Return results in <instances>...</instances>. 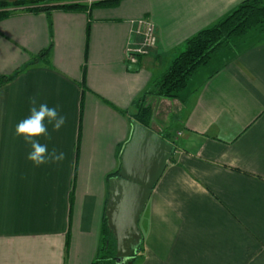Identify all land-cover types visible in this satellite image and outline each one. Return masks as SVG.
<instances>
[{"label": "crops", "instance_id": "obj_1", "mask_svg": "<svg viewBox=\"0 0 264 264\" xmlns=\"http://www.w3.org/2000/svg\"><path fill=\"white\" fill-rule=\"evenodd\" d=\"M0 1L26 2L0 19V78L11 77L0 85V264H91L138 99L189 37L243 0H117L76 11ZM142 19L157 42L132 62ZM210 64L179 97L150 98L152 128L169 129L175 150L141 215L133 264H264V42ZM31 96L66 117L40 138L65 154L60 163L36 167L14 135Z\"/></svg>", "mask_w": 264, "mask_h": 264}, {"label": "trees", "instance_id": "obj_2", "mask_svg": "<svg viewBox=\"0 0 264 264\" xmlns=\"http://www.w3.org/2000/svg\"><path fill=\"white\" fill-rule=\"evenodd\" d=\"M115 1L117 0H97L89 6L81 0H64L53 5H39L40 1L34 0L31 2L33 5L27 8L31 11H49L53 8L76 11L91 9L99 4H114ZM25 4V1H0V19L8 17L14 10ZM261 42H264V0H243L224 17L199 30L185 41L183 50L175 56L162 77L138 99L135 119L144 126L152 128L156 119V110L149 102L150 98L174 99L179 97L186 88L190 77L200 66L210 63L221 52H225L227 55H236V50L240 51ZM49 52V48L42 51L37 59L47 56ZM10 78L9 76L1 77L0 85ZM160 134L165 140L173 142V136L169 129L165 128ZM120 166L121 163L110 176L117 175ZM142 246L143 239L138 246V252L126 259L125 264H133L137 254L142 251ZM116 255L117 239L105 213L98 253L91 264H117Z\"/></svg>", "mask_w": 264, "mask_h": 264}, {"label": "water", "instance_id": "obj_3", "mask_svg": "<svg viewBox=\"0 0 264 264\" xmlns=\"http://www.w3.org/2000/svg\"><path fill=\"white\" fill-rule=\"evenodd\" d=\"M175 150L172 142L152 128L133 122L117 175L109 179L107 217L117 239V264L138 252L139 222L152 191Z\"/></svg>", "mask_w": 264, "mask_h": 264}, {"label": "clouds", "instance_id": "obj_4", "mask_svg": "<svg viewBox=\"0 0 264 264\" xmlns=\"http://www.w3.org/2000/svg\"><path fill=\"white\" fill-rule=\"evenodd\" d=\"M28 99L31 105L29 115L15 125L14 135L30 145L27 159L36 167L62 162L65 154L55 148L49 150L47 144L40 142V138L50 139L48 126H52V131H59L65 125L66 117L60 114L58 106L49 107L47 103H38L36 96Z\"/></svg>", "mask_w": 264, "mask_h": 264}, {"label": "built area", "instance_id": "obj_5", "mask_svg": "<svg viewBox=\"0 0 264 264\" xmlns=\"http://www.w3.org/2000/svg\"><path fill=\"white\" fill-rule=\"evenodd\" d=\"M91 6L97 0H81ZM137 33L140 36L139 43L135 46H129L127 49V58L136 62L138 56L148 54L156 46L157 35L155 24L147 19H142L137 25Z\"/></svg>", "mask_w": 264, "mask_h": 264}, {"label": "rangeland", "instance_id": "obj_6", "mask_svg": "<svg viewBox=\"0 0 264 264\" xmlns=\"http://www.w3.org/2000/svg\"><path fill=\"white\" fill-rule=\"evenodd\" d=\"M156 28V27H155ZM239 50H236L235 52L237 53ZM234 52V53H235ZM229 54H232V53H229ZM235 55V54H234ZM233 54L232 55H227L225 52H221L220 54H218L216 57V59H218L219 57L220 58H224L225 60L226 59H231L233 56H234ZM215 59V58H214ZM214 59L210 62L211 64L210 65H213L214 64ZM172 127H174V125L172 126Z\"/></svg>", "mask_w": 264, "mask_h": 264}]
</instances>
